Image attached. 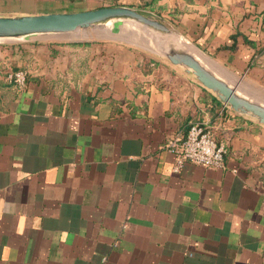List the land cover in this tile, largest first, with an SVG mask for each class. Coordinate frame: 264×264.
I'll list each match as a JSON object with an SVG mask.
<instances>
[{"label": "crops", "instance_id": "obj_1", "mask_svg": "<svg viewBox=\"0 0 264 264\" xmlns=\"http://www.w3.org/2000/svg\"><path fill=\"white\" fill-rule=\"evenodd\" d=\"M154 13L264 95V0H0V16ZM25 69L27 84L7 79ZM225 166L176 159L192 122ZM0 264H264V124L97 32L0 44Z\"/></svg>", "mask_w": 264, "mask_h": 264}, {"label": "water", "instance_id": "obj_2", "mask_svg": "<svg viewBox=\"0 0 264 264\" xmlns=\"http://www.w3.org/2000/svg\"><path fill=\"white\" fill-rule=\"evenodd\" d=\"M122 26L131 29L124 31ZM81 31L100 32L149 49L194 75L238 114L264 124V97L252 95L241 81L222 73L189 37L154 13L118 5L78 12L0 16V44Z\"/></svg>", "mask_w": 264, "mask_h": 264}, {"label": "built area", "instance_id": "obj_3", "mask_svg": "<svg viewBox=\"0 0 264 264\" xmlns=\"http://www.w3.org/2000/svg\"><path fill=\"white\" fill-rule=\"evenodd\" d=\"M7 79L19 88H24L28 73L25 69H18L10 72ZM166 148L175 156L174 169L177 172L186 162L212 169L223 168L228 151L226 143L216 139L210 126L199 121L192 122L184 136L172 138Z\"/></svg>", "mask_w": 264, "mask_h": 264}, {"label": "bare ground", "instance_id": "obj_4", "mask_svg": "<svg viewBox=\"0 0 264 264\" xmlns=\"http://www.w3.org/2000/svg\"><path fill=\"white\" fill-rule=\"evenodd\" d=\"M99 35H101V36H104V37H110V36H108V35H104V34H101L100 32H97ZM138 35H136V36H134V39L135 40H137L138 39V37H137ZM111 38V37H110ZM114 38V37H113ZM254 94H256V95H258V96H263L264 97V95H262V94H258V93H254Z\"/></svg>", "mask_w": 264, "mask_h": 264}, {"label": "rangeland", "instance_id": "obj_5", "mask_svg": "<svg viewBox=\"0 0 264 264\" xmlns=\"http://www.w3.org/2000/svg\"><path fill=\"white\" fill-rule=\"evenodd\" d=\"M122 28L124 29V31H127V30L130 31V29H131V28L128 27V26H122Z\"/></svg>", "mask_w": 264, "mask_h": 264}, {"label": "trees", "instance_id": "obj_6", "mask_svg": "<svg viewBox=\"0 0 264 264\" xmlns=\"http://www.w3.org/2000/svg\"><path fill=\"white\" fill-rule=\"evenodd\" d=\"M13 83V82H12ZM14 84V83H13Z\"/></svg>", "mask_w": 264, "mask_h": 264}]
</instances>
